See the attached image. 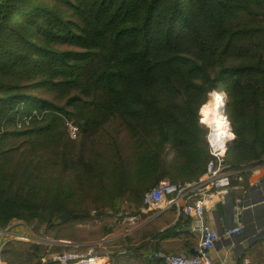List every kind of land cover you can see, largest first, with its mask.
<instances>
[{
    "label": "trees",
    "instance_id": "1",
    "mask_svg": "<svg viewBox=\"0 0 264 264\" xmlns=\"http://www.w3.org/2000/svg\"><path fill=\"white\" fill-rule=\"evenodd\" d=\"M212 89L225 94L235 136L228 169L264 164V0H0V230L22 220L71 244L4 237L1 260L45 264L90 251L154 264L146 253L194 245L189 218L173 207L138 209L160 180L185 185L205 174L213 156L199 109ZM65 119L91 149L120 122L133 160L114 137L102 156L69 147ZM20 137L26 158L13 163L5 146ZM54 161L66 177L45 173ZM248 175L232 174L229 186ZM254 242L241 259L264 264V240Z\"/></svg>",
    "mask_w": 264,
    "mask_h": 264
},
{
    "label": "built area",
    "instance_id": "2",
    "mask_svg": "<svg viewBox=\"0 0 264 264\" xmlns=\"http://www.w3.org/2000/svg\"><path fill=\"white\" fill-rule=\"evenodd\" d=\"M216 91L224 94L219 90ZM224 108L225 102L219 109V113L226 116ZM199 114L200 122L208 128L207 141L210 153L213 156L206 164L205 174L200 176L195 182L185 185H176L170 183L167 179L160 180L156 186L144 194L142 204L138 209L140 213L149 214L154 211L156 215V213L162 210L173 207L177 217L182 215L189 218L188 231L197 239V246L194 252L188 254L167 253L163 247L150 251L147 254L157 260L154 264H218L205 248L218 238L216 232L206 227L205 214L212 208L218 197L223 199L229 193V180L231 175L235 174L236 171L228 169V164L224 162V155L230 141L235 136L230 126L228 130L233 133L232 137L227 136V139L223 142L213 141V132L218 123L214 121L205 122L202 114L200 112ZM65 126L66 136L69 139L79 137V129L73 120L65 119ZM131 220L133 219L131 218ZM99 261H103V264H113L116 260L113 261L104 256L93 255L90 251H70L53 255L49 260L44 261V263L97 264ZM0 264L6 263L0 258ZM233 264H250V262L248 259H240Z\"/></svg>",
    "mask_w": 264,
    "mask_h": 264
},
{
    "label": "crops",
    "instance_id": "3",
    "mask_svg": "<svg viewBox=\"0 0 264 264\" xmlns=\"http://www.w3.org/2000/svg\"><path fill=\"white\" fill-rule=\"evenodd\" d=\"M241 172H249L243 183L231 186L226 197L219 199L205 214L206 227L218 235L205 248L218 264H233L240 260L243 251L255 243L253 235L264 240V207L253 208L261 199L264 203V164L245 167L235 174ZM196 243L190 247L182 244L172 247L181 248L180 254H188L186 251L194 252Z\"/></svg>",
    "mask_w": 264,
    "mask_h": 264
},
{
    "label": "rangeland",
    "instance_id": "4",
    "mask_svg": "<svg viewBox=\"0 0 264 264\" xmlns=\"http://www.w3.org/2000/svg\"><path fill=\"white\" fill-rule=\"evenodd\" d=\"M62 48L68 49L70 47L62 46ZM41 97L49 100L52 99V96L49 94H41ZM111 137H114L116 139V143L120 149L121 154L125 159V162L128 163L132 161L133 160L132 140L130 139L129 135L127 134V132L125 131L124 127L120 122H111L108 125H106L105 128L97 136V145L93 149H91V144L88 141V139L83 138L82 140V138L80 137L76 138L75 142H71L70 140L68 146L75 147L76 144L79 143V145H77V148L81 147V150L83 151V154L85 156H88L89 154L102 156V155H106L109 151V143ZM10 147L14 148L10 153H8L11 156L13 163L20 162L22 158H26V154L24 155V152L25 150H28V144L26 143L24 138L22 137L11 138L10 142L5 146V148L9 149ZM164 158L166 160H169L171 158V153L166 152L164 154ZM60 170H61V165L56 164V161H54L50 163L49 167L45 170V173L48 175L58 174L61 176V178L66 177L60 172ZM219 199L222 198L218 197V200ZM217 201L214 203V205L217 203ZM88 206L89 207L92 206L91 202H89ZM4 237L23 239V240H28L31 242L43 243V244H57L62 246H65L64 244H68L65 242H60L48 238L42 230L38 231L35 229H31L29 225L22 220H15L9 225V227H7L4 230H0V240H2V238ZM112 260L115 261L116 259H112Z\"/></svg>",
    "mask_w": 264,
    "mask_h": 264
},
{
    "label": "clouds",
    "instance_id": "5",
    "mask_svg": "<svg viewBox=\"0 0 264 264\" xmlns=\"http://www.w3.org/2000/svg\"><path fill=\"white\" fill-rule=\"evenodd\" d=\"M210 100L206 103H204L200 109L199 112L202 114L203 119H207L209 114L218 115L220 119V123L224 126L225 129L230 128V121L227 119L226 116H223L219 113V109L223 106L225 102V96L224 94L216 91L215 89H212L209 92ZM228 137H232L233 133L228 131L226 133ZM97 264H103V261L97 262Z\"/></svg>",
    "mask_w": 264,
    "mask_h": 264
},
{
    "label": "bare ground",
    "instance_id": "6",
    "mask_svg": "<svg viewBox=\"0 0 264 264\" xmlns=\"http://www.w3.org/2000/svg\"><path fill=\"white\" fill-rule=\"evenodd\" d=\"M205 122L208 121H214L215 123H218L215 126L214 132H213V136H214V140L215 142H223L227 139V135L226 133L229 131L228 129H225L224 126L220 123V119L218 115H213V114H209V116L207 117V119H204Z\"/></svg>",
    "mask_w": 264,
    "mask_h": 264
},
{
    "label": "water",
    "instance_id": "7",
    "mask_svg": "<svg viewBox=\"0 0 264 264\" xmlns=\"http://www.w3.org/2000/svg\"><path fill=\"white\" fill-rule=\"evenodd\" d=\"M235 138V137H234ZM234 138L230 141L232 143L234 141ZM258 207H264L263 199H261L258 202H255L253 208L256 209ZM65 246H70L71 244H64ZM150 255L146 254V257H149Z\"/></svg>",
    "mask_w": 264,
    "mask_h": 264
}]
</instances>
